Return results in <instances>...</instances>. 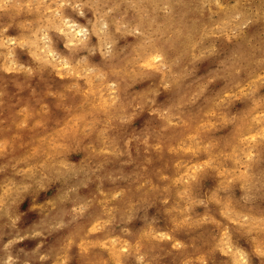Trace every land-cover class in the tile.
I'll list each match as a JSON object with an SVG mask.
<instances>
[{"label": "rangeland", "instance_id": "1", "mask_svg": "<svg viewBox=\"0 0 264 264\" xmlns=\"http://www.w3.org/2000/svg\"><path fill=\"white\" fill-rule=\"evenodd\" d=\"M139 15L133 5L124 22H134ZM209 15L205 9V17ZM62 20L87 27L86 42L98 51L109 48L111 33L119 44L135 41L116 32L115 21L108 28L97 23L89 7L14 0L11 7L0 9V264H264V187L252 179L259 176L258 168L264 170V105L249 102L244 112L236 111L244 107L245 92L264 97V67L255 64L245 69L239 90L208 79L186 88L189 103L173 109L170 118L157 117L145 129L151 133L146 142L113 140L117 152L126 153L133 163L126 174L131 179L119 173L120 179L94 178L86 195H76L87 210L67 228H51L54 221L40 210L57 197L65 199V193L44 191L55 183L47 170L66 163L58 158L74 137L91 141V147L101 151L96 145L111 138L101 136L97 121L118 124L112 106L133 100L123 95L117 100L99 66L91 61L77 64L65 54L64 43L74 46L76 40L57 30ZM205 23L196 36L178 41V49L195 52L201 42L231 40ZM45 33L51 39H45ZM136 47L135 42L128 46L132 55L121 67L135 82L154 81L158 88L165 74L155 60L141 52L138 65L128 64L137 56ZM152 90L133 95L143 97ZM218 100L228 107L218 108ZM150 110L144 106L143 118ZM105 158L106 168L121 159L110 148L103 151ZM41 175L47 180L29 179L39 181ZM22 185L31 187L21 193ZM32 203L37 209L28 212ZM137 215L144 217L143 223ZM121 218L124 226L117 227Z\"/></svg>", "mask_w": 264, "mask_h": 264}, {"label": "clouds", "instance_id": "2", "mask_svg": "<svg viewBox=\"0 0 264 264\" xmlns=\"http://www.w3.org/2000/svg\"><path fill=\"white\" fill-rule=\"evenodd\" d=\"M32 2L33 0H29V3ZM52 2L57 3V0ZM13 3L14 0H0V9L11 7ZM38 3L46 6V0H38ZM70 3L77 9L82 7L93 9L97 23L104 22V28H108L109 22L115 21L116 32L135 38V41L124 39L123 44H119L115 33H111L113 39L109 48L98 51L96 47H90L86 42L90 33L84 25L75 21L68 24L67 21L62 20L63 27L57 29L62 33L73 35L76 40L74 46L64 43L66 55L74 59L77 64L91 61L99 66L109 81L107 88L116 92L117 100L121 95L125 99L132 96L133 100L127 104L121 101L112 106V119L118 121V124L113 125L111 122L104 124L103 120L97 121L102 126L97 128L101 136L111 138L96 145L101 151L97 152L91 147V141L74 137L68 142L66 153L58 158L66 163L60 166L53 164L47 170L55 183L49 184L44 191L54 190V195L61 190L65 193V199L57 197L52 204L40 210L54 221L51 224L53 230L67 228L87 210V203L78 201L76 195H86L94 187V178L104 181L120 179L121 175L126 176L127 173L132 172L133 163L130 157L126 153L117 152L113 140H121L125 143H131L133 140L137 143L146 142L151 133L145 132V129L155 124L157 117L170 118L173 109L179 111L189 103L186 98V88H190L192 84L208 79L209 82H218L225 87L231 84L230 91L239 90L240 82L246 78L245 69L248 66L255 64L264 67V0H59L60 7ZM133 5L137 6L142 15H139L134 22L125 23L124 16ZM122 6L123 12H121ZM149 8L152 9L151 14L148 12ZM213 8L216 9L215 12L212 11ZM205 9L211 15L205 17ZM161 13L163 15H160ZM114 14L120 16L119 21H116ZM79 16L86 24L92 25V20L88 19L83 11L79 12ZM212 17H217V20H213ZM206 20L220 33L230 36L231 40L228 43L209 42L206 45L201 42V46L195 52L191 48L178 49V41L182 38L191 39L202 27L208 26ZM68 28H72L73 33H67ZM76 29L79 31L76 32ZM43 30L42 27L41 31ZM80 37L85 39L82 40ZM45 39L51 38L45 33ZM133 42L137 45L133 49L137 52V56L133 60H128V64L138 65L143 58L141 52L155 60L158 70L165 74V79L158 88L154 87V81L135 82L121 67V61L132 55L127 49ZM57 43L63 41L57 40ZM85 51L86 54H82ZM97 55L99 60L95 59ZM144 89L153 90L143 97L133 95ZM244 97L245 99L241 101L244 107L236 109L237 113L244 112L249 102L253 105H264V97L257 98L253 91L245 92ZM144 106L151 109L146 119L143 118ZM217 107L224 108L228 105L218 100ZM232 107L235 105L233 104ZM136 120H141V123L137 125ZM138 133L144 135L143 140ZM109 148L121 159L108 164L106 168V158L102 160L101 157L103 151ZM256 159L259 160V157L257 156ZM107 169L112 170L111 174ZM258 172L259 176H254L252 179L264 187V170L258 168ZM126 178L130 180L131 176ZM29 179H32L33 183H41L47 180V176L41 175L39 181L34 177ZM30 187L31 185H22L19 191L27 192ZM252 187H255V184H252ZM36 209L37 205L32 203L28 212H35ZM136 219L141 223L144 222L143 216L137 215ZM151 219L155 220L156 216L153 215ZM36 223L37 221H33V224ZM124 223L121 218L116 226L123 227ZM5 264L8 262L6 261Z\"/></svg>", "mask_w": 264, "mask_h": 264}]
</instances>
